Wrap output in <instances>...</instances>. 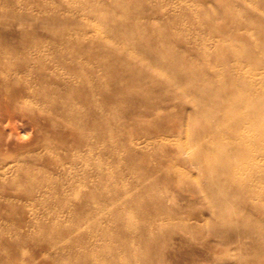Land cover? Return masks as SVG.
Listing matches in <instances>:
<instances>
[{
	"label": "bare ground",
	"instance_id": "6f19581e",
	"mask_svg": "<svg viewBox=\"0 0 264 264\" xmlns=\"http://www.w3.org/2000/svg\"><path fill=\"white\" fill-rule=\"evenodd\" d=\"M59 1L66 13L4 14L49 36L24 27L16 44L0 43V206L13 202L11 187L24 190L27 202L78 203L76 224L105 205L113 195L108 158L120 142L110 126L125 127L109 107L134 92L146 107L130 106L128 118L156 127L131 139L144 135V142L174 149L176 162L203 171L202 181L182 175L181 186L203 197L216 221L230 217L228 230H245L246 221L224 203L255 207L248 195L258 185L249 180L264 175L257 154H264V0ZM185 19L192 35L182 32ZM252 28L256 33L244 31ZM211 38L218 39L214 50ZM171 108L180 120L169 116ZM176 133L182 143L167 138ZM188 143L198 146L192 158L183 156ZM123 221L120 229L130 232Z\"/></svg>",
	"mask_w": 264,
	"mask_h": 264
},
{
	"label": "rangeland",
	"instance_id": "374dc122",
	"mask_svg": "<svg viewBox=\"0 0 264 264\" xmlns=\"http://www.w3.org/2000/svg\"><path fill=\"white\" fill-rule=\"evenodd\" d=\"M66 7L59 0H0V36L4 37H0V43L2 46L16 44L24 27L39 36H49L34 24L18 25L4 14L10 11L63 14L67 12ZM201 14L198 13V19L202 18ZM145 19L160 22L153 15H142V20ZM185 20L187 22L180 25L182 32L192 35L195 29ZM180 27L175 24L171 28L175 31ZM244 31L256 33L253 28ZM217 40L209 39L208 47L214 50ZM191 41L198 43L194 38ZM185 85L190 86V83L185 82ZM115 102L110 104V116L125 121V129L119 131L113 123L110 126V135L120 139L118 148L111 149L108 158L111 198L105 205L87 210L76 224L73 212L78 203L73 201L62 206L53 201L27 202L23 199L24 190L11 187L7 191L14 198L13 202L0 206V264H264V193L260 191L264 190V175H255L249 180L259 186H254L248 195L256 208L244 202L224 203L247 224L245 230L230 231V217L216 221L214 215L204 209L206 200L183 186L182 175L202 181L203 171L176 162L174 149L144 142V135L131 139V135L146 129L152 122L136 115L139 120L131 121L129 108L136 105L144 109L146 105L134 92L125 98L118 96ZM169 113L177 120L182 117L177 108L169 109ZM215 115L219 117L220 113ZM150 126L155 128L156 124ZM167 138L175 143L183 141L177 133ZM185 149L187 153L183 156L192 158L198 146L188 143ZM257 154L258 159L264 158V154ZM168 166L178 175L168 172ZM152 194H158L162 200L156 201ZM122 218L129 220L130 232L120 229L118 224ZM81 255L84 259H80Z\"/></svg>",
	"mask_w": 264,
	"mask_h": 264
}]
</instances>
